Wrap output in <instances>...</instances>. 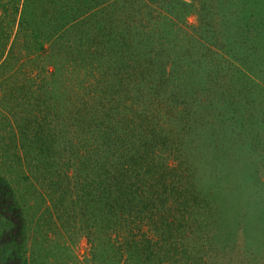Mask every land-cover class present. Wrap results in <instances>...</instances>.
Masks as SVG:
<instances>
[{
	"label": "rangeland",
	"instance_id": "rangeland-1",
	"mask_svg": "<svg viewBox=\"0 0 264 264\" xmlns=\"http://www.w3.org/2000/svg\"><path fill=\"white\" fill-rule=\"evenodd\" d=\"M0 178L23 264H264V0H0Z\"/></svg>",
	"mask_w": 264,
	"mask_h": 264
},
{
	"label": "trees",
	"instance_id": "trees-1",
	"mask_svg": "<svg viewBox=\"0 0 264 264\" xmlns=\"http://www.w3.org/2000/svg\"><path fill=\"white\" fill-rule=\"evenodd\" d=\"M136 155H134L135 157ZM136 164H142L144 155L138 154L135 157ZM134 158V159H135ZM133 159V160H134ZM149 165L151 164L148 163ZM140 176L136 175L135 179ZM0 218H2L7 226L0 228V246L8 249L9 254L5 261L0 264H23L22 250L24 242L25 221L21 208L15 202L13 190L6 181L0 178Z\"/></svg>",
	"mask_w": 264,
	"mask_h": 264
}]
</instances>
